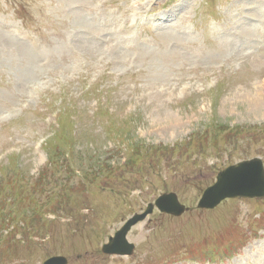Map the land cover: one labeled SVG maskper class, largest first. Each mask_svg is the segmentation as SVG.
<instances>
[{"label": "rangeland", "instance_id": "rangeland-1", "mask_svg": "<svg viewBox=\"0 0 264 264\" xmlns=\"http://www.w3.org/2000/svg\"><path fill=\"white\" fill-rule=\"evenodd\" d=\"M108 1L0 0L39 43L0 27V264H264V199L197 209L264 163V0ZM150 10L170 23L139 27ZM169 192L184 216L156 210L131 257L103 254Z\"/></svg>", "mask_w": 264, "mask_h": 264}, {"label": "water", "instance_id": "water-1", "mask_svg": "<svg viewBox=\"0 0 264 264\" xmlns=\"http://www.w3.org/2000/svg\"><path fill=\"white\" fill-rule=\"evenodd\" d=\"M264 196V176L260 168V162L257 160L245 162L238 167L229 168L221 173L215 186L209 188L203 195L198 206L199 209H214L223 200L236 197H261ZM157 207L165 213L176 217L182 216L186 208L177 200L175 195H165L157 201ZM153 212V206L150 205L146 214L136 215L131 219L124 229L117 234L111 245L104 248V252L119 255H131L133 246L129 245L126 236L131 228L143 221L148 214ZM67 259L63 257H54L44 264H67Z\"/></svg>", "mask_w": 264, "mask_h": 264}, {"label": "bare ground", "instance_id": "bare-ground-1", "mask_svg": "<svg viewBox=\"0 0 264 264\" xmlns=\"http://www.w3.org/2000/svg\"><path fill=\"white\" fill-rule=\"evenodd\" d=\"M135 12V11H134ZM138 12V11H137ZM6 41V40H5Z\"/></svg>", "mask_w": 264, "mask_h": 264}]
</instances>
